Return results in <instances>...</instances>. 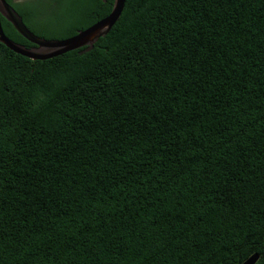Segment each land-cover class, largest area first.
<instances>
[{
	"label": "trees",
	"instance_id": "1",
	"mask_svg": "<svg viewBox=\"0 0 264 264\" xmlns=\"http://www.w3.org/2000/svg\"><path fill=\"white\" fill-rule=\"evenodd\" d=\"M6 1L47 40L114 3ZM82 51L0 44V264H264V0H126Z\"/></svg>",
	"mask_w": 264,
	"mask_h": 264
},
{
	"label": "water",
	"instance_id": "2",
	"mask_svg": "<svg viewBox=\"0 0 264 264\" xmlns=\"http://www.w3.org/2000/svg\"><path fill=\"white\" fill-rule=\"evenodd\" d=\"M107 0H103L106 3ZM126 0H114L111 13L90 28L79 31L76 36L63 40H47L38 37L31 32L23 22L22 17L6 1L0 0V17L9 22L18 34L33 45L27 48L10 40L4 33L0 20V44L6 46L13 53L32 61H46L60 57L66 53L83 50L88 53L93 50L94 45L106 37L122 16ZM258 255L252 256L244 264H256Z\"/></svg>",
	"mask_w": 264,
	"mask_h": 264
},
{
	"label": "rangeland",
	"instance_id": "3",
	"mask_svg": "<svg viewBox=\"0 0 264 264\" xmlns=\"http://www.w3.org/2000/svg\"><path fill=\"white\" fill-rule=\"evenodd\" d=\"M23 2L24 1H26V0H22ZM50 20L51 21H56V17L59 15L60 17H62V15H63V8H61L60 10H58V9H55L54 10V8H51L50 9Z\"/></svg>",
	"mask_w": 264,
	"mask_h": 264
},
{
	"label": "flooded vegetation",
	"instance_id": "4",
	"mask_svg": "<svg viewBox=\"0 0 264 264\" xmlns=\"http://www.w3.org/2000/svg\"><path fill=\"white\" fill-rule=\"evenodd\" d=\"M32 1H34V0H26V1H22V0H13V4H19V3H26V2H32ZM13 8H14V10L20 15V13L17 11V9L14 7V5H12V4H10ZM31 47H33V45L31 44L30 45V48Z\"/></svg>",
	"mask_w": 264,
	"mask_h": 264
}]
</instances>
